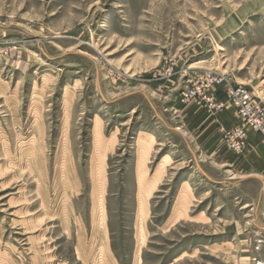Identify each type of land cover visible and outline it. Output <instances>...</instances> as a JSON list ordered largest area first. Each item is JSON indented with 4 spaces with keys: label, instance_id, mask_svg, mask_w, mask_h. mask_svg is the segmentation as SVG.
Listing matches in <instances>:
<instances>
[{
    "label": "rangeland",
    "instance_id": "rangeland-1",
    "mask_svg": "<svg viewBox=\"0 0 264 264\" xmlns=\"http://www.w3.org/2000/svg\"><path fill=\"white\" fill-rule=\"evenodd\" d=\"M205 72L264 104V0H0V264L264 263L263 196L179 129Z\"/></svg>",
    "mask_w": 264,
    "mask_h": 264
},
{
    "label": "crops",
    "instance_id": "crops-1",
    "mask_svg": "<svg viewBox=\"0 0 264 264\" xmlns=\"http://www.w3.org/2000/svg\"><path fill=\"white\" fill-rule=\"evenodd\" d=\"M223 96L220 95V99ZM180 131L200 158L210 163L223 162L231 170L239 169L243 174L242 183L250 182L255 186L257 202L261 201L264 186V138L254 131H249L246 149L241 159L227 150L221 130L232 129L240 120L231 106L222 112L213 113L196 104L184 106L178 113Z\"/></svg>",
    "mask_w": 264,
    "mask_h": 264
},
{
    "label": "built area",
    "instance_id": "built-area-1",
    "mask_svg": "<svg viewBox=\"0 0 264 264\" xmlns=\"http://www.w3.org/2000/svg\"><path fill=\"white\" fill-rule=\"evenodd\" d=\"M191 83L196 87L183 90L179 101L181 106L192 103L213 113L222 112L228 105L235 110L240 124L232 129L221 130L228 150L235 154L242 153L247 146L249 131L264 137V104L247 87L234 84L225 76L213 72L198 74ZM219 93L222 99L218 97ZM261 194L264 198V186Z\"/></svg>",
    "mask_w": 264,
    "mask_h": 264
},
{
    "label": "bare ground",
    "instance_id": "bare-ground-1",
    "mask_svg": "<svg viewBox=\"0 0 264 264\" xmlns=\"http://www.w3.org/2000/svg\"><path fill=\"white\" fill-rule=\"evenodd\" d=\"M199 65H201V63H197V64H195V65H192V67H190V68H192V69H196V68H198Z\"/></svg>",
    "mask_w": 264,
    "mask_h": 264
}]
</instances>
